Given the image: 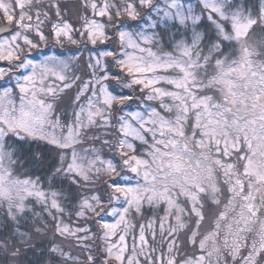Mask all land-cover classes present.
Masks as SVG:
<instances>
[{
  "label": "snow or ice",
  "instance_id": "1",
  "mask_svg": "<svg viewBox=\"0 0 264 264\" xmlns=\"http://www.w3.org/2000/svg\"><path fill=\"white\" fill-rule=\"evenodd\" d=\"M0 264H264V0H0Z\"/></svg>",
  "mask_w": 264,
  "mask_h": 264
}]
</instances>
